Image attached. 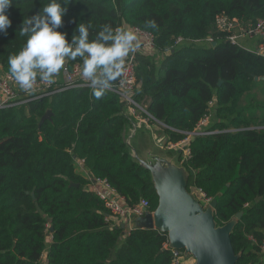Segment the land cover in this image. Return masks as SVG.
Masks as SVG:
<instances>
[{
	"label": "trees",
	"instance_id": "trees-1",
	"mask_svg": "<svg viewBox=\"0 0 264 264\" xmlns=\"http://www.w3.org/2000/svg\"><path fill=\"white\" fill-rule=\"evenodd\" d=\"M48 2L13 0L12 26L0 34V72L26 43L23 19ZM219 16L249 30L264 18V0H75L60 30L70 39L76 23L91 24L94 39L105 25H128L155 36L158 54L138 60L136 99L147 104L151 124L167 126L168 142L182 141L209 116L203 132L213 134L193 137L187 160L179 155L195 171L188 188L218 201L220 226L243 212L232 235L236 254L242 252L237 264H264V100L255 93L261 86L264 95V56L228 41ZM210 37L213 43L205 41ZM178 38L185 41L176 46ZM48 111L52 120L39 128ZM127 111L117 94L96 99L90 89L0 110V264H44V256L45 264H172V252L163 251L167 235L112 227L109 210L89 190L90 178L106 180L128 206L146 199L151 212L158 207L150 171L129 154Z\"/></svg>",
	"mask_w": 264,
	"mask_h": 264
},
{
	"label": "water",
	"instance_id": "water-1",
	"mask_svg": "<svg viewBox=\"0 0 264 264\" xmlns=\"http://www.w3.org/2000/svg\"><path fill=\"white\" fill-rule=\"evenodd\" d=\"M222 83L221 80L219 85ZM52 116L48 111L39 128L46 120H52ZM131 125L126 139L129 154L134 163L150 171L159 203L146 217H133L131 223L125 225L126 233L148 229L167 235V250L184 251L186 259H192L193 264H237L242 252L236 254L232 235L244 213H238L223 226L218 225L215 217L218 201L214 199L209 206H204L197 193L188 188L190 176L195 175V171H189L178 155L165 149L166 139H158L150 129L139 134L143 127L139 128L134 120ZM50 231L54 232V227Z\"/></svg>",
	"mask_w": 264,
	"mask_h": 264
},
{
	"label": "clouds",
	"instance_id": "clouds-1",
	"mask_svg": "<svg viewBox=\"0 0 264 264\" xmlns=\"http://www.w3.org/2000/svg\"><path fill=\"white\" fill-rule=\"evenodd\" d=\"M75 0H49L41 10L23 19L19 34L26 43L8 57V72L20 89L31 93L37 84H52L64 68L66 60L82 61L81 78L90 82L92 94L102 98L112 82L125 72V58L140 47L137 34L131 29L113 30L105 25L94 39L89 38L91 24L76 23L69 39L64 17ZM13 0H0V34L7 35L12 26L8 10ZM78 33V34H77Z\"/></svg>",
	"mask_w": 264,
	"mask_h": 264
},
{
	"label": "built area",
	"instance_id": "built-area-1",
	"mask_svg": "<svg viewBox=\"0 0 264 264\" xmlns=\"http://www.w3.org/2000/svg\"><path fill=\"white\" fill-rule=\"evenodd\" d=\"M217 25L220 31L230 33L228 41L232 44L238 45L239 36L232 35L235 29L234 22L229 21L225 16L217 18ZM125 29L134 31L139 39L140 47L135 52L130 53L125 58V72L119 77L117 84L109 88V92L117 94L122 103L128 107V115L137 123L139 128L148 127L153 117L148 112L147 104L138 103L137 96L140 90V84L137 77V69L139 67V58L141 56H155L156 51L155 36L152 33L142 30L138 27H131L124 25ZM242 36L254 38L258 37L263 40L259 51L256 54L264 56V18L261 19L255 27L243 32ZM183 38H178L176 46L183 43ZM205 41L213 43V38H208ZM199 42V41H198ZM82 61L76 58L75 60H66L64 68L55 77L52 84L42 83L37 79V84L34 90L29 93L20 89L19 85L10 76L9 72H0V110H9L13 108H20L27 105L29 102L43 99L45 97L64 93L74 89H91L90 82L81 78ZM213 102L210 103V107ZM210 121L209 116H206L198 125L194 132L185 133L186 137L179 142H168L166 147L173 152L179 153L184 160L191 156L190 144L192 138L199 135H211L213 132H203V127L208 125ZM160 125V124H159ZM167 128V127H165ZM175 131V130H174ZM202 132L201 134H198ZM81 170L85 172V160H79L77 163ZM92 185L89 187L90 191L104 202L110 214L107 215L106 221L111 223L112 227H125L126 224L131 223L133 217L144 218L150 211V203L146 199H142L136 206L130 207L127 204L126 198L120 195L115 188H113L106 180H94L90 178ZM200 197L204 206H209L213 198L208 197L202 190L193 189ZM167 244L164 249L167 250ZM264 250V244L261 247ZM173 254L172 264H193V260H187L184 251L170 250Z\"/></svg>",
	"mask_w": 264,
	"mask_h": 264
},
{
	"label": "crops",
	"instance_id": "crops-1",
	"mask_svg": "<svg viewBox=\"0 0 264 264\" xmlns=\"http://www.w3.org/2000/svg\"><path fill=\"white\" fill-rule=\"evenodd\" d=\"M245 30L246 29L244 28L243 25L235 23V29L231 33L234 36H239L238 40L240 39L243 40L242 42L243 45H240L238 43L239 46L250 52L256 53L257 51H259L261 45L263 44V40L258 37L250 38V37L242 36ZM255 93L258 94L260 100H264L263 89L261 86L256 89Z\"/></svg>",
	"mask_w": 264,
	"mask_h": 264
},
{
	"label": "rangeland",
	"instance_id": "rangeland-1",
	"mask_svg": "<svg viewBox=\"0 0 264 264\" xmlns=\"http://www.w3.org/2000/svg\"><path fill=\"white\" fill-rule=\"evenodd\" d=\"M243 40H238V43L240 44V45H243ZM208 43L207 42H202L201 43V45H207ZM156 58V63L157 64H159L160 62H162L163 60H164V57L163 56H161V55H158V56H156L155 57ZM245 100L247 101V99L245 98L244 99V101H243V104L245 103ZM148 128L152 131V133H154L156 136L158 135V139H160V140H162V139H164L163 138V136H164V133H163V131H164V129H165V127H163V126H161V125H154V124H149V126L146 128V127H143V129L141 130H139V134H141L142 133V131H149L148 130ZM134 143H137V141H135L134 140ZM165 149H167V150H169L167 147H165ZM170 151V150H169ZM170 152H172L173 154H175L176 156L178 155L179 156V153H177V152H173V151H170ZM77 166H78V170H80V171H82L81 170V167L77 164ZM84 172V171H83ZM86 176H87V174L86 173H84ZM87 177H89V176H87ZM51 239L49 238L48 239V241H50ZM263 246V245H262ZM262 249V248H261ZM260 255H262V261H263V263H264V250H262V252L260 253ZM43 263L45 264L46 262H47V260H46V256H44L43 257Z\"/></svg>",
	"mask_w": 264,
	"mask_h": 264
}]
</instances>
